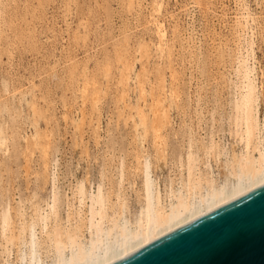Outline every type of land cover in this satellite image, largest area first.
I'll list each match as a JSON object with an SVG mask.
<instances>
[{
    "label": "bare ground",
    "instance_id": "bare-ground-1",
    "mask_svg": "<svg viewBox=\"0 0 264 264\" xmlns=\"http://www.w3.org/2000/svg\"><path fill=\"white\" fill-rule=\"evenodd\" d=\"M126 1L129 10L135 9V4H137L136 0ZM199 1V4H203V1L206 0ZM244 1L245 0H235V5L238 7V10L241 8L244 14L241 13V15H238V12L236 13L233 17V22L235 24L231 28L232 32L229 33V35L231 34L232 37H234L231 40L236 46L233 55V66L235 67L234 72L238 81L233 83V91L226 103L223 104L222 101H218L217 99V106L212 107V111H210V115H208L209 117L205 116L199 106L197 109L195 108L196 110L194 112L197 124L187 122L185 119H180L181 121L178 123L174 118H171L170 115L172 104L176 105L175 107L178 111H182V109L188 110V106L181 105L183 100L180 99L179 83L182 79L180 80V76L178 75L179 72L176 70L178 68L176 67L175 69L172 65V54H174L172 53L173 44H171V39L168 37L169 35L164 19H161L163 8L162 0L158 2L154 1L155 4L154 2L152 3L154 6L150 15H148V22L154 27L156 40L153 42L151 38L153 42L151 45V43L145 42L143 39L144 43H140L139 53H141V58L149 57L150 50L153 49L152 51H155L154 54L162 61V65L165 58H167L170 68V72H168L170 75L166 74L170 76V81L166 78L167 75H165L160 62H158L159 64L157 65L155 64V68L151 70L150 67H147L146 63L143 64L144 61L141 63L140 71H135V60L132 57L136 55L131 56L132 54L130 55L129 53L128 49L130 44H128V35L125 37L123 43H117V45H120V50L117 54L113 52V54H115L113 59L108 56L110 58H106L102 63H98L100 65L97 67L101 72L99 75L102 76V79L106 80V87L105 85L102 87L103 82L101 83L96 78V76L99 75L93 74L90 76L87 71H84V77H82L83 80H81L82 83L78 86L81 93L80 97L82 99L80 100L82 102L81 104H83V108L80 110V113H78V118L68 119L70 121L72 119L71 126L72 124L75 125V129L81 136V134L84 135V133L81 132L87 123L86 126L88 124L92 125L94 134H96L98 138L100 137L99 132L102 131L100 119L102 118L98 116L94 119L93 117L95 115L92 116V112L89 114L88 121L90 123H88L87 113L89 110L86 112L84 106L87 101H92V106L94 108L98 99L100 100V96H106L105 93L108 91V88L111 89V87H109V81L112 79L113 75V63H116L118 65L117 69L119 70V74L117 73L118 79L116 81V86L120 89L119 96H117L123 103L122 110L126 111L127 108L130 110L127 119L132 120V128H135L136 131L134 139H131V142L128 144H123V146L120 142L118 144L117 140L119 138L117 139L116 136V140L109 138L107 142L105 141L104 151L108 153H105V155L101 157L103 161L99 165L97 173L94 175L90 172H84L85 176L78 178L74 176V173L70 169L63 173L59 172L57 159L51 157L52 138L50 133H46L49 131V127L45 132L44 130L46 127H41L43 129L42 131L39 126V120L41 118L43 119H41L42 122L45 123L44 126H46V121L48 120L47 118L46 121L44 120L45 110L48 108H43V110L39 107L42 102L38 106L36 100L32 97V101L28 102L27 100L26 105L30 108V116H32L29 118L30 121H28L31 123L33 130L31 134L28 133L22 136V131L16 123L17 115L12 114L14 116L11 117L10 123L6 121L9 116L3 119L4 115L11 112L12 108L6 98L3 100V96H0V99H2L0 101V118L3 120L0 122V151L4 156L9 154V152L11 153L10 146L15 145L17 141L19 142V138L22 139L21 142L23 141V144L20 145L17 151H20L18 154L20 153L24 160V165L22 164V166H25L24 171L26 173L23 171L24 173L22 174H24V179L27 178V184L24 182V190L19 187L21 189H19V191H15L16 189L18 190V187H16V189L15 187L11 188L12 185L10 184V186L7 182L8 178L5 179V182H7V185L11 188L10 190H13L11 196L7 194L8 197L3 194V191H6L3 189V184V187L0 185V196L2 198V200L0 198V264H114L155 240L264 185V88H260V85L256 82V70L252 62L254 59L253 41L251 36L248 37L244 35L249 19V15L246 16L245 14V7L243 6L245 3ZM207 3L204 2L202 7ZM210 3L208 4L210 5ZM204 8L207 9L209 7L206 5ZM223 15V21L226 22V13ZM241 17L244 20H241ZM107 18L110 17L108 16ZM145 23H143L144 26ZM127 27L129 26L127 25ZM127 27L125 26V28ZM175 29H177V26ZM101 31V33H104L103 30ZM85 32L86 31H84V33ZM125 32L126 31H124V33ZM123 34L121 36H123ZM105 36L104 38H106ZM99 37L100 36H98V38ZM133 38H136V36ZM136 39L139 40V37ZM242 39H244L245 42H242ZM33 40L31 41L33 42ZM75 40H77V37ZM227 41L230 42V40ZM229 44L226 43L223 47H230ZM122 47L125 48L124 50L122 49L123 51L121 50ZM132 47H134V45ZM112 50H115V48L109 49L108 53L109 51L112 52ZM139 53L137 58L139 57ZM212 53L211 56H213ZM86 54V56H88L87 51ZM104 55L105 54H103V57ZM218 56L220 55L218 54ZM103 57L101 56L102 60H104ZM205 57L207 56H204V58ZM71 58L73 57L71 56ZM137 60L140 61V59ZM72 61L73 59L70 62ZM79 62L78 60V63ZM208 63L206 64L208 65ZM67 64L69 63L67 62ZM218 64H220V62ZM81 66L84 67L83 65ZM73 69L75 70V68ZM114 69H116V67ZM209 69L211 68L209 67ZM72 72L71 74H73ZM150 74H152L153 77H150ZM131 82H133L134 87L138 91L137 100L134 99L136 100L134 104L131 102L132 100L128 98V90L131 86ZM29 89L28 92L31 91V96H33V89ZM37 89H39V87ZM12 92L11 94H13ZM16 92H18V90ZM185 92L186 91L183 93ZM22 93L27 94V92ZM35 95L33 97H36ZM4 96L6 97V95ZM182 96H184V94ZM39 98L41 97L38 96L37 99ZM61 98L62 101H64L63 97ZM41 99L43 100V97ZM115 99H117V97ZM17 103H20L19 100ZM147 103H149V105ZM184 103L186 102L184 101ZM64 104L65 103H63V106ZM87 104L90 105V103ZM261 104H263L262 112H260ZM71 105H69V108ZM74 107L75 106H73V108ZM93 108H91V110ZM15 110V112H17V109ZM48 111L50 112L49 109ZM20 113L18 115H20ZM52 113L54 114V112ZM64 114L65 113H63V115ZM54 115H52L53 118ZM27 119L28 116L26 115L25 120H23L27 122ZM127 119H125V121H127ZM55 121L54 124L56 123ZM21 122L20 120V123ZM204 124L208 126L205 131L203 127ZM55 128L57 130L56 126ZM108 128H110V126ZM65 129H67V126ZM122 129H124V127ZM115 130H117V128ZM202 131L204 133H202ZM72 134L74 135V132ZM80 136H78L79 139H81ZM110 136H112V134ZM226 136H229L233 142L226 143L224 141ZM234 143L238 145V149H236ZM81 147L82 146H80V148ZM55 153L57 152L53 154L55 155ZM36 154L38 155L39 162H36V167L34 166L35 168L33 169L32 161L35 160ZM7 160H9V158ZM20 161L21 160H18V162ZM12 162L15 164L14 161ZM6 164L9 166V163ZM156 168H167L168 174L160 176L155 170ZM31 169L33 170L31 171ZM17 170H15L16 172L14 171V173H18L17 175H19L20 170H18V172ZM9 175H11V173ZM31 177L34 179L32 180ZM14 179L12 180L14 181ZM62 179L67 180L66 185L64 181H61ZM60 181L64 182L63 185ZM32 182L33 185L30 186ZM5 189L9 191L8 188L5 187Z\"/></svg>",
    "mask_w": 264,
    "mask_h": 264
},
{
    "label": "rangeland",
    "instance_id": "rangeland-1",
    "mask_svg": "<svg viewBox=\"0 0 264 264\" xmlns=\"http://www.w3.org/2000/svg\"><path fill=\"white\" fill-rule=\"evenodd\" d=\"M154 1L158 2L159 0H136L137 4H135V7H134L135 9L129 10L128 5L126 4L127 2L126 0H121V2H124V3H121L120 0H46V1L45 0H1L2 3L0 2V16L2 19L0 18L1 20L0 21V35H1L0 36L1 37L0 38V92H1L0 96L1 97L3 96L2 97L3 100H5L6 98L9 105L11 104L10 107L12 108L11 112L6 113L3 119L9 116L8 119H6V121H9L10 123L11 117L14 115H17L16 123L20 127V130L22 131L21 132L22 136L28 133L31 134L33 127L31 123H29L30 121L29 118H31L32 116H30L31 110H29L30 108L27 107L28 105H26V102L27 100L28 102L32 101L31 97L36 100L38 106L42 102V104L39 107L41 109L48 108L50 112L48 111V109L45 110L46 113H45L44 120L46 121V118L48 119L46 121L47 122L46 126H44L45 123L42 122L43 120L42 118H41L42 120L41 119L39 120V126L40 128L46 127L44 130L45 132L49 127L48 129L49 131L46 133H50L51 138H52V149H51L52 156L51 157L57 159V165H58V169L60 173L66 172L70 169L74 173V176L78 178L85 176L86 172H90L92 175H94L97 173L99 169V165L103 161L102 160L103 158L101 157H103L105 153L106 154L108 153L104 151V144H106L105 141L107 142L109 138H113L116 140V137H117V139L119 138L117 140L118 144L120 142V144L122 143V146H123V144H128L131 142V139L132 140L134 139V136L136 135L135 128H132L133 127L132 120L127 119V115L128 113L130 114V110L128 108H127L128 111L126 109H125L126 111L122 110L123 103L120 99H118L120 89H118V87L116 86V81L118 79L119 70L117 69L118 65L116 63H115L116 65L113 63L112 73L114 76L112 75V79L109 81V87H111V89L108 88V91L105 93L106 96L105 95L100 96V100L98 99L97 104L95 105L94 108L92 106V101L91 102L87 101V103H90V105L86 103V105L84 106V109L86 112H88L87 110H89V112L87 113L88 123H90L88 121L89 114H91L92 112H93L92 116L95 115L93 117L94 119H96L98 116L102 118L100 119L101 130H102L99 132L100 137L98 138V136L94 134L92 130L93 129L92 125L88 124L86 126L87 123L85 124L83 128L84 132L83 130L81 132V133H84V135L80 133L81 134L80 136L79 132L75 129V125L72 124L71 126L72 119L71 121L68 119L70 118L76 119V117L78 118L79 116L78 113H80V110L83 108V104H81L82 102L80 100L82 99L80 97L81 93L79 91L78 86L81 85L82 83L81 80H83L82 77H84L83 76L84 71H87V73L90 76L93 74L94 75L101 74L99 68L97 67L100 65L98 63H102L103 61H105L106 58L112 57L111 59H113V57H115L114 56L115 54H113V52L116 54L117 52H119L120 50L119 44L121 42L123 43L127 35L129 37L128 38L129 40L127 39L128 44H130L129 49H128L129 53L130 55L132 54L131 56L136 55L132 57L135 60L134 61L135 71L137 72L140 71L139 69H141L140 67L141 63L144 61L145 62L143 64L146 63L147 67L148 68L150 67L151 70L155 68V64L156 65L159 64L158 62H160V64L162 65V61L159 60L158 56L154 54L155 51H152L153 49L150 50L149 57L141 58V53H139L140 43L141 44L144 43V40H145V42L147 41L148 43H151L152 45V43L156 40L154 27L151 26L150 23L148 22L149 20L148 15H150L151 10L155 4ZM153 2L154 4H152ZM162 2H163V8H162L161 19H164V23H165V26L167 28L168 35H169L168 37L171 39V44H173L172 53L174 54H172V65L174 66L175 69L176 67L179 69V70L178 69L176 70L179 72L178 75L180 76V80L182 79L179 83L180 84L179 86L180 99L183 100V102H181V105L188 106L187 107L188 110L182 109V111L181 110L178 111L176 110L177 109L175 107L176 105L172 104L170 108V115H171V118H174V120L177 121L178 123L181 121L180 119H185L187 122H193V124H197L196 115L194 111L198 108V106L201 109V111L204 112L205 116L209 117L208 115H210V111H212V107L217 106V103H216L217 99L218 101H222L223 104L226 103L227 100L230 98L231 92L233 91V88H232L233 83L235 81L236 82L238 81V78L236 77L235 72H234L235 67L233 66L234 65L233 55H234V49L236 48V46L234 42L232 43V40H231L234 37H232L231 34L229 35V33L232 32L231 28L235 24L233 22L234 20L233 17L236 15L237 12H238V15H241V13L244 14V11L241 8L240 10H238V7L235 5V0H206V1H203V4L204 2L205 3L208 2L210 3V5L207 3L203 7H202L203 4H199L200 2L199 0H192V1L191 0H162ZM244 2L245 3L243 6L245 7V14L246 16L249 15L248 16L249 19H248L247 29L245 31L246 33L244 34L243 32V34L248 37L251 36V39L253 41L254 59L252 60V62L256 70L255 71L256 82L258 85H260V88L262 87L264 88V0H245ZM125 5H126V9H125ZM206 5L209 8L205 9L204 7H206ZM140 7H141V10H140ZM106 11L109 13V15ZM137 12H139L141 15ZM106 13H107V16H106ZM224 13H226V18H227L226 22L223 21V18H222L224 16L223 15ZM108 16L110 18H107ZM241 20H244V19H242L241 17ZM145 21L147 24L145 23ZM143 23H145V26L143 25ZM124 25L126 27L128 25L129 27L125 28ZM109 26L111 29L109 28ZM176 26H177V29H175ZM145 27L149 32L145 29ZM101 30H103L104 33H101L102 32ZM84 31L86 32L84 33ZM109 31L110 32L112 31L111 32L112 35L110 34ZM124 31L126 32L129 31L130 33L125 32L126 33L125 35ZM116 34L120 36V39H119V36ZM122 34L123 36H121ZM134 34L136 38L139 37V40L136 38H133L135 37ZM98 36H100L99 37L100 40ZM104 36L106 38H104ZM74 37L75 39L77 37V40H75ZM111 37L113 40L111 39ZM31 40H33V42ZM227 40H230V42ZM129 41H131L132 43ZM242 42H245L244 39H242ZM117 43L119 44L117 45ZM226 43L227 44L231 43L229 44L231 48L230 47L226 48L225 46L223 47V45H225ZM133 45L135 48L132 47ZM101 46H104V47H101ZM116 47L118 48V51ZM100 48L101 49L103 48V49L101 50ZM108 48L109 49L115 48V50H112V52H110L111 51L110 50L108 53V50H109ZM217 48L218 49L220 48V49L218 50ZM222 48L223 49L225 48V49L223 50ZM122 49L124 50L125 48L122 47L121 50ZM134 49L136 53L134 52ZM86 51L88 53V56H86L87 55ZM102 53L105 54L104 57ZM138 53H139L140 58L139 57L137 58ZM211 53L213 56H211ZM218 54L220 56H218ZM71 56L73 58H71ZM101 56L104 58V60L101 59ZM204 56H207V57L204 58ZM227 58H228V61H227ZM72 59L74 63L73 61L70 62ZM137 59H140V61ZM202 59H204L206 63H208V61L210 60L208 65ZM78 60L80 61L79 63H78ZM153 60H155L156 62ZM167 60L168 59L165 58V60L163 61L162 67L164 69L165 75L167 74L170 75L169 62H167ZM67 62L69 64H67ZM212 62H213V65H212ZM219 62L220 64H218ZM94 64L96 65V67ZM81 65H83L84 67H82ZM85 67H86V70H85ZM115 67L116 69H114ZM209 67L211 69H209ZM65 68H67L70 71L72 70L73 72L72 71L71 72L73 74H71V72ZM73 68H75V70ZM150 77H153V75L150 74ZM215 77L218 79H216ZM96 78L101 83L103 82L102 87L104 85L106 87V82H105L106 80L102 79L101 75L96 76ZM166 78L170 81V76L167 75ZM168 80H167V83L169 84ZM63 84L66 87H64ZM4 85H7L9 87L4 86ZM30 87L33 89L32 95L34 96L36 94L35 95L36 97L31 96V91L28 92V89ZM38 87L39 89H37ZM10 88H13V89H10ZM31 88L29 90H32ZM17 90L18 92H16ZM21 90H24V91H21ZM75 91L76 92L78 91L77 94ZM182 91L183 92L186 91V92L183 93ZM11 92L14 94V98L16 100L13 98V94H11ZM22 92L24 93L27 92L28 95L23 94ZM183 94L184 96H182ZM4 95H6V97ZM11 95H12V98H11ZM137 95H138V91L134 87L133 82H131V86L128 90V96H129L128 98L132 100L131 102L133 104L137 100ZM38 96H40L41 98L43 97V100L41 98L37 99ZM61 97H63L64 101H62ZM116 97L117 99H115ZM2 99H0V101ZM198 99L201 101H199ZM18 100L20 103H17ZM10 101H13L14 103ZM184 101L186 103H184ZM63 103H65L64 106H63ZM147 104L149 105V103ZM69 105H71L70 108H69ZM73 106H75L76 108L75 107L73 108ZM91 108L93 109L91 110ZM260 108H261L260 112H262L263 104L260 105ZM15 109H17V112H15L16 111ZM21 111L23 112V114ZM27 111L29 114L27 113ZM52 112H54L55 115ZM19 113L20 115H18ZM63 113L65 114L63 115ZM69 114H72V115H69ZM24 115L28 116V119L26 120L27 122L24 121L25 120ZM52 115H54V118L52 117ZM125 119H127V121H125ZM20 120L24 124L22 122L20 123ZM1 121L3 120L0 118V122ZM54 121L56 122L55 124H54ZM116 121H118L119 124ZM54 125L57 127V130L59 131L56 130ZM66 126H67V129H65ZM109 126L110 128H108ZM115 127L117 128V130H115L116 129ZM123 127L124 129H122ZM203 127H204V131L207 130L208 128V126L205 124L203 125ZM128 129L131 131H129ZM72 131L74 132V135L72 134L73 133ZM202 133L204 132L202 131ZM111 134L112 136H110ZM78 136H80L81 139H79ZM18 140H20L19 141L20 143L17 141L15 145L10 144L12 146V147L10 146L11 153L9 152V154H6L7 156L6 155L4 156L3 153L0 151V155L2 157V158L0 157V162L3 165L2 166L0 164V175H1L0 185L2 186L3 184L4 187L3 186L2 187L6 191L7 189H5V187L8 188L9 191L7 192L3 191V194L6 195L7 197H8L7 194L11 196V192H13V190L12 191L10 190L11 188L15 187L16 189V187H18V190L16 189L15 191H19L20 188L24 190L25 188L24 182H26L25 184H27V181H26L27 178L24 179V174H22L25 172L24 171L25 166L24 167L22 166V164L24 165V160L22 158V155L20 153H19L20 155L18 154V152L20 151H17L20 148V145L23 144V141L21 142L22 139L20 138ZM224 141L226 143L233 142V140L229 136H226ZM234 145L236 149L239 148L236 143H234ZM80 146L82 147L80 148ZM54 152H57V153H55L54 155L53 154ZM87 154H88V158H87ZM7 157L9 158V160H7L8 159ZM4 158H5V161H4ZM34 159L36 161L34 160L35 163L34 161H32L33 169L36 167V164L39 162L37 154L35 155ZM18 160H21V161L18 162ZM10 161L11 162L14 161L15 164H13V162L11 163ZM16 162L20 164H17ZM6 163H9V166ZM20 166L22 167L19 168ZM16 168L20 170L19 175H17L18 173L17 174L14 173V171L17 170ZM33 169H31V171ZM9 170H10L11 175H9L10 174ZM155 170L160 176H165L168 174L167 168H162V169L156 168ZM15 174H16V177H15ZM5 179H7V182L9 183V185L10 184L12 185V186L10 185L11 188H9V186L7 185V182H5L6 181ZM12 179H14V181ZM31 179L33 180L34 178L31 177ZM61 181H64L66 185L67 180L62 179ZM61 181L60 183L63 185L64 182H61ZM32 185H33V182L30 183V186Z\"/></svg>",
    "mask_w": 264,
    "mask_h": 264
},
{
    "label": "water",
    "instance_id": "water-1",
    "mask_svg": "<svg viewBox=\"0 0 264 264\" xmlns=\"http://www.w3.org/2000/svg\"><path fill=\"white\" fill-rule=\"evenodd\" d=\"M114 264H264V185Z\"/></svg>",
    "mask_w": 264,
    "mask_h": 264
}]
</instances>
